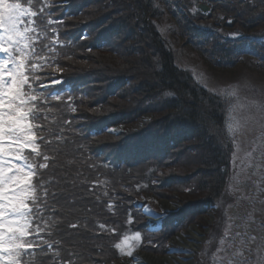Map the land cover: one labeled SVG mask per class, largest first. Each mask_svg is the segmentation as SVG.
<instances>
[{
    "label": "trees",
    "instance_id": "16d2710c",
    "mask_svg": "<svg viewBox=\"0 0 264 264\" xmlns=\"http://www.w3.org/2000/svg\"><path fill=\"white\" fill-rule=\"evenodd\" d=\"M21 3L37 13L41 34L34 47L51 63L36 75L44 82H68L45 89L47 103L38 104L47 114L36 121L42 126L37 135L44 137L38 142L49 159L34 183L43 181L49 192L44 239L54 247L37 252L32 264H119L115 245L128 232H139L141 248L156 253L178 230L192 223L203 227L204 214L213 211L219 219L233 150L224 129L225 104L177 68L155 23L168 10L198 44L231 63L246 56L264 59L261 36L248 33L259 24H239L243 37L230 39L193 25L182 0ZM54 39L60 44L48 50ZM56 67L62 71L54 72ZM61 88V99L52 100L49 93ZM149 113L153 117L142 120ZM119 124L122 132L108 131ZM35 162L45 163L42 157ZM147 194L181 202L160 230L148 229L139 206ZM218 221L213 239L221 235L223 220Z\"/></svg>",
    "mask_w": 264,
    "mask_h": 264
},
{
    "label": "rangeland",
    "instance_id": "374dc122",
    "mask_svg": "<svg viewBox=\"0 0 264 264\" xmlns=\"http://www.w3.org/2000/svg\"><path fill=\"white\" fill-rule=\"evenodd\" d=\"M197 1L182 0L185 9L192 14V24L197 28L216 29L220 35L234 39L233 35L237 33L243 37L244 28L239 24L248 21L259 24L255 30L248 32L249 35L264 38V13L262 11L253 14L250 9L239 10L243 5L238 4L240 8H237L231 3L232 5L225 6L227 16H224L219 10V5L222 3L216 2L208 20L202 22L195 8ZM232 2L237 5L236 0ZM256 5L258 4H254L251 9ZM261 8L259 7L260 10ZM216 13L220 14L219 17ZM162 14L163 16L157 19L155 25L163 36L166 46L172 50L177 68L189 72L200 86L217 94L225 104L224 129L233 145L230 164L231 178L226 194L220 198L218 203L219 209H222L220 218L223 222L219 230L221 235L217 234L216 238L215 236L214 239L211 238V234L214 233L212 226L217 221L219 227L220 218L216 220L214 212L210 211L202 218L206 221L203 227L199 223H192L178 230L166 242L165 247L160 248L159 252L151 253L143 250L141 248L142 235L139 240L130 239L133 245V256L128 257L119 252L121 258L119 264L123 260L134 259L135 253L139 251L153 255H167L174 246L172 240L191 227H196L202 234H206L203 247L192 256L194 264H264V109H258L254 103L264 104L263 56L259 55L260 58L246 56L232 63L229 60L225 62L217 54L212 53L210 49L212 47L198 44L180 24L179 17L175 18V15L168 10ZM152 117L153 114L150 113V119ZM137 126L142 125L137 123ZM174 197H178V194L175 193ZM152 198L150 194L144 197L146 201ZM157 199L159 201L165 199L177 205L176 210L171 209L172 213L168 212L166 215L176 214L182 208L180 200L176 198L159 199L155 196L149 207L161 214L164 213ZM135 234L128 232L122 235L119 243L124 240L125 236L131 238ZM127 250L125 246V251ZM179 255L183 258L188 257L184 253H179Z\"/></svg>",
    "mask_w": 264,
    "mask_h": 264
},
{
    "label": "snow or ice",
    "instance_id": "6c2138e0",
    "mask_svg": "<svg viewBox=\"0 0 264 264\" xmlns=\"http://www.w3.org/2000/svg\"><path fill=\"white\" fill-rule=\"evenodd\" d=\"M36 16L21 0H0V264H32L37 252L51 251L54 247L53 242L44 239L47 224L42 213L47 207L49 192L43 181L34 183L38 167L47 168L49 159L41 153L38 141L44 137L37 135L42 126L36 121L47 117L38 107L47 103L43 91L68 82L55 77L44 82L36 75L51 67L49 59L34 47L41 34L35 25ZM51 31L55 37V29ZM233 38L241 37L237 33ZM261 40L264 42V38ZM59 44L54 39L47 49ZM53 71L62 69L56 67ZM62 92L63 88L52 91L49 97L59 101ZM254 103L258 109H264V104ZM35 157H42L45 163L37 165ZM140 238L139 232L131 238L125 236L115 248L120 254L132 257L130 239Z\"/></svg>",
    "mask_w": 264,
    "mask_h": 264
},
{
    "label": "bare ground",
    "instance_id": "6f19581e",
    "mask_svg": "<svg viewBox=\"0 0 264 264\" xmlns=\"http://www.w3.org/2000/svg\"><path fill=\"white\" fill-rule=\"evenodd\" d=\"M157 203L164 212H168L171 209L174 210L177 207V205L165 199L164 201L158 200ZM148 210L150 211V209ZM205 240L206 234H202L196 227H191L188 231L178 234L172 240L174 246L171 247L167 255L160 256L139 251L134 255V259L123 260L121 264H194L192 256L200 251ZM179 253H184L189 258H183Z\"/></svg>",
    "mask_w": 264,
    "mask_h": 264
},
{
    "label": "built area",
    "instance_id": "2783aa9c",
    "mask_svg": "<svg viewBox=\"0 0 264 264\" xmlns=\"http://www.w3.org/2000/svg\"><path fill=\"white\" fill-rule=\"evenodd\" d=\"M201 1L203 2V0H201ZM204 2L211 8V11L213 10L214 4L216 2H219L220 4L222 3V5H219V10L222 11L221 15H224V16H227L226 15L227 10L225 8V6L227 4L228 5L233 4L237 8H240V7H238V4L243 5V7L240 8L239 10H243L244 8L250 9L251 13H253V14H255L257 11L258 12L262 11V13H264V0H236L237 5L234 2H232V0H214V1L213 0H205ZM254 4H258V5H256L253 9H251V7H253ZM259 7H262L261 10L259 9ZM195 8H196V5H195ZM211 11L209 13L200 12L199 13L200 20L202 22L208 20L210 14H211ZM219 13H216L217 17H219V15H220ZM143 119H150V114L146 115V117H144Z\"/></svg>",
    "mask_w": 264,
    "mask_h": 264
},
{
    "label": "water",
    "instance_id": "95a60500",
    "mask_svg": "<svg viewBox=\"0 0 264 264\" xmlns=\"http://www.w3.org/2000/svg\"><path fill=\"white\" fill-rule=\"evenodd\" d=\"M199 9L202 10V12H207L209 11V8L205 4H199ZM155 196H153L152 200L154 199Z\"/></svg>",
    "mask_w": 264,
    "mask_h": 264
}]
</instances>
